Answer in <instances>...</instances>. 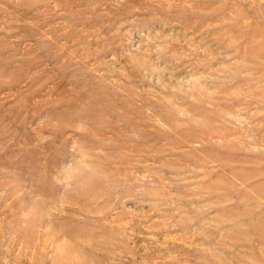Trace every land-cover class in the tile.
Returning <instances> with one entry per match:
<instances>
[{
  "label": "rangeland",
  "instance_id": "obj_1",
  "mask_svg": "<svg viewBox=\"0 0 264 264\" xmlns=\"http://www.w3.org/2000/svg\"><path fill=\"white\" fill-rule=\"evenodd\" d=\"M0 264H264V0H0Z\"/></svg>",
  "mask_w": 264,
  "mask_h": 264
}]
</instances>
